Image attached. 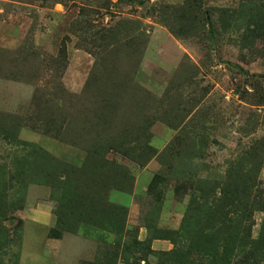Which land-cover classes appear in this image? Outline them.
<instances>
[{
    "label": "rangeland",
    "instance_id": "obj_1",
    "mask_svg": "<svg viewBox=\"0 0 264 264\" xmlns=\"http://www.w3.org/2000/svg\"><path fill=\"white\" fill-rule=\"evenodd\" d=\"M26 248L264 264V0H0V264Z\"/></svg>",
    "mask_w": 264,
    "mask_h": 264
},
{
    "label": "crops",
    "instance_id": "obj_2",
    "mask_svg": "<svg viewBox=\"0 0 264 264\" xmlns=\"http://www.w3.org/2000/svg\"><path fill=\"white\" fill-rule=\"evenodd\" d=\"M47 218L48 216L45 210H37L33 212V217L31 219L42 226L47 222ZM47 253L48 252H43L41 255H38L33 252L32 249L29 250L26 248V251L24 250L21 254V264H44L47 261ZM49 259H51V256Z\"/></svg>",
    "mask_w": 264,
    "mask_h": 264
}]
</instances>
